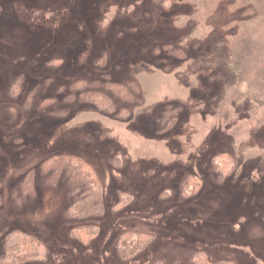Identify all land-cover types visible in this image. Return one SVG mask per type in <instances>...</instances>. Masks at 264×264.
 Segmentation results:
<instances>
[{"label": "rangeland", "instance_id": "374dc122", "mask_svg": "<svg viewBox=\"0 0 264 264\" xmlns=\"http://www.w3.org/2000/svg\"><path fill=\"white\" fill-rule=\"evenodd\" d=\"M135 31L143 56L124 58L130 46L119 44L133 43ZM216 36L233 68L207 58ZM196 43L197 58L181 54ZM102 57L106 78L137 89L133 104L115 99L110 114L85 102L102 86ZM79 78L88 82L74 86ZM220 149L235 164L230 190L264 183V0H0V258L5 235L18 230L46 249L44 261L28 264H122L112 247L133 230L154 241L128 264H192L199 229L209 263L264 264V189L250 190L238 212L210 206L218 187L209 166ZM57 154L97 171L103 195L88 206L100 215L68 217L69 176L52 183L41 169ZM187 168L199 171V197L183 198ZM29 171L34 191L24 195ZM85 224L99 229L88 244L73 235Z\"/></svg>", "mask_w": 264, "mask_h": 264}, {"label": "trees", "instance_id": "16d2710c", "mask_svg": "<svg viewBox=\"0 0 264 264\" xmlns=\"http://www.w3.org/2000/svg\"><path fill=\"white\" fill-rule=\"evenodd\" d=\"M163 4L165 6L170 5L169 2L165 3L163 1ZM248 15H255V12L251 9H248L246 12ZM139 33V32H138ZM134 37V38H133ZM137 37V40L135 39ZM217 37V36H216ZM133 43H127L121 42L119 45L127 44L130 47L128 50L123 54V57L126 58L127 55H132L133 58L137 59L138 57L143 56V53L139 50H136L133 46L141 39V36H138L137 32L135 31L134 35L130 34L127 37L128 39ZM217 40L211 43V49L209 51L211 57H209V53L207 55V58H212V63L215 65V67H230V58H229V50L227 49V44H224V41L221 37H217ZM199 43H196L195 48L191 49H182L181 53L185 57H198L199 51L202 49L201 45L200 47L197 45ZM108 50V49H107ZM105 57V56H103ZM101 58V60L104 62L102 65L103 71L99 74V81H102V86L99 90L91 93L87 97H85V102L92 107H94L97 111L105 112L107 114L113 113L115 111L114 103L113 101L116 99L117 103L121 106L124 102L132 103V97L136 94L137 89L134 87L132 83L129 84V87H124L119 81L116 80L112 76V79L107 76V66L106 64L107 59ZM119 58V53L116 57V61ZM204 58H200L202 61ZM198 73V72H196ZM102 79V80H101ZM93 81V78L91 79ZM88 82L85 78H79L75 83L74 86H83L84 83ZM128 90V91H127ZM114 98V99H113ZM133 104V103H132ZM125 109H122L119 112V116L126 117L129 112L124 111ZM149 109L148 111H150ZM174 124V122H170L168 127ZM165 132V128L162 129ZM212 139H209V146L211 145ZM210 151L208 149L205 150V155H210ZM199 162V161H198ZM197 162V163H198ZM210 168H214V175L215 179H217V185L215 187H218V191L216 192V195L214 196V201L210 206L215 207L217 214L219 212L217 211V208H223V204L228 206L229 204L234 205V208H232V211H239L243 205H246L251 201V198L253 196V191L256 189H264V183L259 185L260 187H255L252 185H249V188L245 192H240V189L237 187L236 183L234 187L230 190L229 181H233L234 177V171H235V164L233 161V158H231L230 153L226 149H220L218 154L211 158V164L209 166ZM41 169L43 173L49 174L51 173L53 179L52 183L55 182V179L57 175H59L62 171L66 173V175L70 178V183L72 186V194L75 197L73 202L70 203V206L68 207L67 214L68 217L72 219L77 218H86L90 215H100L102 213V208L97 207L95 205L88 206V203L90 201H97L98 197L103 195L102 190V183L100 182V179L98 178L97 171L94 170V168L88 164L83 159L73 156V155H65V154H57L47 157L41 164ZM186 172L183 174V176H188L186 180V186L185 191L183 193L184 199H191V197H199L201 196V191L203 190L202 186L199 184L198 180L193 178L195 174H197L199 171H196V173H193L191 169H184ZM181 176V177H183ZM175 179L180 178V174L178 176H173ZM22 192L24 195H30L34 191V182H33V173L32 171H29L22 182ZM228 187L229 192L227 196H222V188ZM250 190H253L250 192ZM165 195V194H163ZM197 195V196H196ZM195 196V197H194ZM264 197V196H263ZM262 197V198H263ZM262 198L260 200H262ZM96 203H99L96 202ZM130 203V199L128 197H125L122 199L120 203L117 204V206L113 209L120 210L123 209L124 206ZM219 206V207H218ZM225 209V208H224ZM222 213V212H221ZM236 213L234 214V216ZM233 216V217H234ZM232 217V218H233ZM231 218V219H232ZM231 219L228 223L231 224ZM228 228L230 225H228ZM201 231L197 229L195 230V233H197L196 237H193L194 242H201L198 249H196V253L192 258V264H211L209 263V260L207 256L199 249H201L204 244L202 240L204 238L201 236ZM218 230H216V233ZM225 233L228 237H230L227 230H225ZM99 234V229L91 224H85L76 227L73 231L74 237L80 241L82 244H88L91 241H93L95 238H97ZM200 234V237L198 238ZM154 238L149 233H143V232H136L133 230H127L120 234L117 238L116 243L112 247L114 248V253L116 257L119 259V261L122 264H128V262L139 260L143 253L146 252V250L151 246L153 243ZM193 242V243H194ZM172 245V244H171ZM186 245L181 244L180 247L177 248L179 251L182 246ZM3 255L0 258V264H28V263H34V262H42L46 259V249L44 244L38 240L36 237H34L31 234L24 233L18 230H11L9 231L5 237H4V243H3ZM203 251L205 249L203 248ZM175 256V252L172 254ZM184 257V256H182ZM230 259H227L226 261H222L221 264H235L234 261H239L238 256H229ZM126 259H132L131 261H125ZM155 264H163L162 262H157Z\"/></svg>", "mask_w": 264, "mask_h": 264}]
</instances>
